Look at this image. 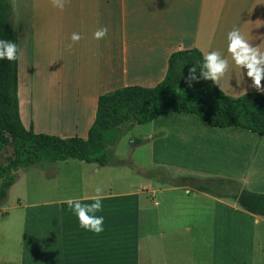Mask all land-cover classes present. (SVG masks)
Here are the masks:
<instances>
[{"label":"crops","instance_id":"obj_1","mask_svg":"<svg viewBox=\"0 0 264 264\" xmlns=\"http://www.w3.org/2000/svg\"><path fill=\"white\" fill-rule=\"evenodd\" d=\"M12 1L20 50L19 112L25 128L37 134L87 139L101 95L157 86L180 49L196 48L204 56L220 52L229 67L215 83L227 96L264 95L227 50V34L238 27L264 51V0H67L62 11L51 0ZM101 27L107 35L96 40L93 34ZM74 32L83 39L69 51ZM51 48H57L59 59L53 108L44 107L54 89ZM176 115L181 114L144 124L143 143L124 158L117 146L119 164L68 159L28 167L41 174V187L33 193L27 185L21 188L20 174L0 206V264H264V216L247 212L232 198L177 182L190 173L250 183L243 167L249 165L251 175L260 162L256 138L243 132L255 133L212 130ZM42 116L50 125L42 126ZM194 165L210 171L198 173ZM97 184L105 189L103 209L96 213L104 217L99 235L82 229L64 202L92 203L86 198ZM254 185L264 191V178Z\"/></svg>","mask_w":264,"mask_h":264},{"label":"trees","instance_id":"obj_2","mask_svg":"<svg viewBox=\"0 0 264 264\" xmlns=\"http://www.w3.org/2000/svg\"><path fill=\"white\" fill-rule=\"evenodd\" d=\"M14 22L13 1L0 0V40L17 44ZM203 62L204 55L199 49H180L170 56L167 75L157 86H127L101 95L96 120L88 138L83 139L37 134L26 129L19 112L18 60H0V153L6 148L12 150L8 163L0 165V206L6 202L21 169L68 159L100 166L119 164L114 153L121 136L107 142L106 134L121 130L123 135L134 125L153 122L166 114H191L213 128H240L264 137V95L229 97L216 83L199 79V68L198 82L192 81L190 85L189 69ZM142 143V139H135L131 147ZM218 180L211 178L202 183L190 179L182 183L218 198H232L247 212L264 216V193L230 190L225 183L228 181Z\"/></svg>","mask_w":264,"mask_h":264},{"label":"clouds","instance_id":"obj_3","mask_svg":"<svg viewBox=\"0 0 264 264\" xmlns=\"http://www.w3.org/2000/svg\"><path fill=\"white\" fill-rule=\"evenodd\" d=\"M53 7L64 9L67 0H51ZM108 29L101 27L93 34L94 39L100 40L107 35ZM83 37L79 33H72L71 42L68 45L69 51L73 45L78 43ZM228 52L235 64L241 69H246L247 77L252 80V87L258 92H264V51H261L260 45L253 46V44L245 38L241 30L233 28L227 34ZM20 57V50L16 43L8 40H0V60L7 59L8 61L18 60ZM228 60L223 58L218 51H211L204 56L202 65H194L189 69L188 81L191 85L192 81L198 82L197 68H199V79L212 81L213 83L219 81L225 72L228 70ZM104 186L97 184L94 188V195L86 199L92 200V203H83L80 198H68L64 202L68 208L76 215L79 226L94 234L99 235L103 232L104 217L97 216L96 213L102 211Z\"/></svg>","mask_w":264,"mask_h":264},{"label":"rangeland","instance_id":"obj_4","mask_svg":"<svg viewBox=\"0 0 264 264\" xmlns=\"http://www.w3.org/2000/svg\"><path fill=\"white\" fill-rule=\"evenodd\" d=\"M56 52H57V48H56V50L54 48H51L49 50L48 62H50L49 63L50 64V69H49L48 73H50V80H51V82L53 84L52 87L54 89L51 90V92L49 94V100L46 101L44 107L53 108V107H57V105H58L57 100L59 98V95H58L59 92L57 91V88L55 87V80H54V78H52L53 76L56 77L57 74L59 73V72H57V67H59V59H58V57H56ZM57 60H58V62H57ZM25 92H26V90H25ZM23 96L25 97V103H28L27 99L29 98V95L23 94ZM19 104H20V98H19ZM176 116L178 117V119H182V118L188 119V120L191 119V120L197 121V122H199L201 124L207 125L200 117L195 116V115L181 114V115H176ZM162 119H166V118H162ZM42 120H43L41 122L42 126L44 125L46 127V126L50 125V122H51L50 119H47V118H45V116H42ZM144 127L145 126H143V125H139L138 128L136 127V128H134V130L131 128L130 130H127L123 135H120V133H121L120 131L121 130H119V132L117 130H113V131H111V132L106 134L107 142L108 141L109 142L115 141L117 139V137L121 136L117 146H120L121 156H123L122 158H124V154L127 153V151L132 152V151H134V149L136 147L139 146V145H137L135 147H131V143L135 139H141L140 135L144 136V134H146L147 129H145ZM47 128H49V127H47ZM210 129L213 130L214 128H210ZM238 131L242 132L244 130H238ZM243 133H245V135H251L252 137L256 138V139L252 140V143H253V146L256 147L255 150L258 152L257 157L259 159L260 164L253 167L252 174L257 172L258 175H255V176L251 177L252 174L250 175L251 171L247 170L248 167H249V165H247L245 167V169L243 167V172L245 173V174L243 173V175L244 176L246 175L248 178H250L249 179L250 183L246 184V182H247L246 181L245 183L242 182L241 184L237 183V185H235L233 183L230 184L231 182L228 181L230 183L225 182V183H227L226 187L229 188L230 190H236L237 191L239 189L244 188V189L255 190L253 192L261 193V192H264L263 189H261L260 187L259 188L255 187L254 182L257 181L258 179L264 178V165H263L264 164V161H263L264 160V137L259 136L257 134H252V133H249V132H246V131H244ZM134 135H136V136H134ZM257 139H259V140L257 141ZM122 146H123V148H122ZM248 147H252V146L250 145ZM245 150H248V149H245ZM7 151L10 152V153L8 154ZM245 153H246V151H244V154ZM1 155L3 157L0 158V165L7 164L9 159L11 158V155H12L11 148H6L5 151H2L0 153V156ZM186 164H187V166L190 167V162H188ZM191 167L194 168L195 170H199L198 173L205 172L206 170L210 171V169H204L203 167L201 168L199 165H194V166H191ZM20 174L23 175V178L18 183L21 188H25V185H27V186L31 187V188H27V190L30 193H33V192L37 191L38 187H41V183L38 182V181H41L39 179L41 177V174L39 173V171H37V170H29L28 168H24V169H21L19 171V176H20ZM178 178H180V180L177 181L178 183L183 182V180L187 181V180H190V179H195V180H197L199 182L205 183V181L207 180L208 177L205 178V177L198 176V175H190V173H188V174H182ZM181 178H183V180H181ZM218 181H221V179H219ZM1 184H2V180H0V186H1ZM224 186H225V184H224ZM259 186H262V185H259ZM18 191H19V189H18ZM24 193H25V191H24ZM17 195H18L17 191L16 192H12V197L15 198Z\"/></svg>","mask_w":264,"mask_h":264}]
</instances>
